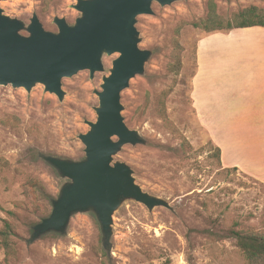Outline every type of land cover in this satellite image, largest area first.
Here are the masks:
<instances>
[{
  "label": "rangeland",
  "instance_id": "374dc122",
  "mask_svg": "<svg viewBox=\"0 0 264 264\" xmlns=\"http://www.w3.org/2000/svg\"><path fill=\"white\" fill-rule=\"evenodd\" d=\"M208 1H153L151 13L136 16L137 45L150 55L143 72L121 91L120 115L142 142L119 145L111 165L125 164L135 185L160 203L149 207L120 198L111 212L112 264H248L234 232L264 231V168L248 160V148L235 158L251 172L223 167L208 131L218 138L227 127L207 120V131L192 106L196 44L207 33L192 23L206 16ZM213 1L224 18L249 5L264 9V0ZM76 5L77 0H0V12L25 27L36 15L45 30L56 32V18L74 25L81 17ZM118 55L103 52V68L93 74L83 69L62 77L60 98L40 82L29 89L0 84V227L7 218L16 233L8 264H103L100 224L91 210L73 213L65 233L31 241L38 212L50 209L23 184L37 178L57 198L70 182L43 156L85 158L80 135L97 119L98 94ZM213 68L234 71L239 64ZM3 257L0 245V263Z\"/></svg>",
  "mask_w": 264,
  "mask_h": 264
},
{
  "label": "water",
  "instance_id": "95a60500",
  "mask_svg": "<svg viewBox=\"0 0 264 264\" xmlns=\"http://www.w3.org/2000/svg\"><path fill=\"white\" fill-rule=\"evenodd\" d=\"M153 1L164 5L174 0H77L75 8L81 17L74 25L56 18V32L45 30L36 15L25 27L0 12V84L29 89L40 82L60 98L62 77L83 69L93 74L103 68V52L119 54L98 94L97 119L90 124V131L80 135L85 158L74 162L43 156L70 182L52 200L49 215L32 227L31 241L50 231L65 233L73 213L91 210L100 223L103 245L110 247L111 212L121 197L133 198L149 207L160 203L135 185L125 164L111 165V156L119 145L142 142L123 123L120 94L130 78L143 72L150 55L138 47L134 24L137 15L151 13ZM23 29L27 35L21 34ZM112 136L118 141H112Z\"/></svg>",
  "mask_w": 264,
  "mask_h": 264
},
{
  "label": "crops",
  "instance_id": "0c3cea01",
  "mask_svg": "<svg viewBox=\"0 0 264 264\" xmlns=\"http://www.w3.org/2000/svg\"><path fill=\"white\" fill-rule=\"evenodd\" d=\"M230 61L239 68H213ZM195 63L191 100L197 119L207 131V120L227 127L218 138L208 131L220 150L221 165L251 172L235 158L248 148V160L264 168V27L205 33L197 41Z\"/></svg>",
  "mask_w": 264,
  "mask_h": 264
},
{
  "label": "trees",
  "instance_id": "16d2710c",
  "mask_svg": "<svg viewBox=\"0 0 264 264\" xmlns=\"http://www.w3.org/2000/svg\"><path fill=\"white\" fill-rule=\"evenodd\" d=\"M48 1L49 0H44L45 3H47ZM192 25L194 27L202 28L207 33L217 31H230L236 28H247L253 26L264 27V9L254 5H249L238 9L237 11L232 13L229 18H224L219 13H217L215 2L213 0H209L206 16L204 18H201L197 22H193ZM214 150L216 156L220 161L219 148L215 146ZM232 169L236 170V168ZM23 186L26 189L29 188L35 196H41L42 198H44L47 206L51 211L52 200L54 198L52 195L46 193L44 186L39 179L28 177L25 179ZM14 213L15 212L13 210L7 211V214L9 216L14 215ZM49 213L50 212L47 210H44L40 213L38 212V220L41 221V219L47 217ZM39 221H37L36 223H38ZM46 234H52L55 236L61 235V233L55 231H50ZM234 235L237 240V246L248 264H264V231L251 232L238 230L234 232ZM13 236H16L14 225L9 219L4 218L0 227V245L4 250V257L0 264H8L13 256V253L15 251L14 243L12 240ZM102 247V263L112 264L111 255L108 253L109 247L103 245V234Z\"/></svg>",
  "mask_w": 264,
  "mask_h": 264
}]
</instances>
